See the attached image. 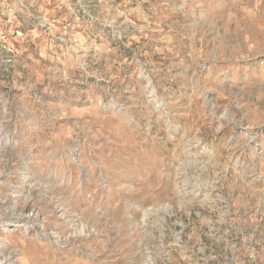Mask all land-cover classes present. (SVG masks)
Masks as SVG:
<instances>
[{"label": "rangeland", "instance_id": "rangeland-1", "mask_svg": "<svg viewBox=\"0 0 264 264\" xmlns=\"http://www.w3.org/2000/svg\"><path fill=\"white\" fill-rule=\"evenodd\" d=\"M0 254L264 264V0H0Z\"/></svg>", "mask_w": 264, "mask_h": 264}, {"label": "bare ground", "instance_id": "bare-ground-1", "mask_svg": "<svg viewBox=\"0 0 264 264\" xmlns=\"http://www.w3.org/2000/svg\"><path fill=\"white\" fill-rule=\"evenodd\" d=\"M8 260H9V257L8 256L7 257H4V255L2 256L0 254V264H6L8 262Z\"/></svg>", "mask_w": 264, "mask_h": 264}]
</instances>
